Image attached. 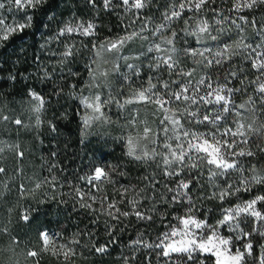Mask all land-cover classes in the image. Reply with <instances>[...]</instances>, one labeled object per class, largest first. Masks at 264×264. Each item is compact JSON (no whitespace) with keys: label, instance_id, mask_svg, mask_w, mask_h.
I'll return each mask as SVG.
<instances>
[{"label":"snow or ice","instance_id":"snow-or-ice-1","mask_svg":"<svg viewBox=\"0 0 264 264\" xmlns=\"http://www.w3.org/2000/svg\"><path fill=\"white\" fill-rule=\"evenodd\" d=\"M227 3L228 0H165L161 9L158 0H0V55L11 44L22 50L26 37L31 36L30 67L35 68L33 72H16L19 57L7 69L6 61L0 58V99L17 79L27 81L21 99L29 105L34 118L32 124L19 117L9 120L0 108V123L10 122L17 129L39 130L47 126L50 132L61 135L58 124L44 118L52 100L66 94L74 98L76 108L72 112H79L81 143L86 145L90 138L99 141L88 168L77 178L80 186H72L67 193L73 206L89 214V226L99 225L109 234L106 243L94 241L93 252L108 255L123 243L129 252L121 257L122 264H175L181 258L184 264H242L243 260L264 264V170H252V179L242 182L257 184L255 188L236 187L238 191L234 192L224 180L225 191L217 183L220 178L246 171L245 163L251 168L254 161L264 160V148L254 151L256 141L251 139L264 137V120L258 122L255 115L251 120L245 118L246 112L254 113L255 100L264 97V83L259 85V95L246 105L237 99L241 78L233 79L234 72L223 80L211 78L213 65L219 69L223 61L229 67L228 57L234 51L255 47L242 34V25L230 17L216 18V27H210L209 18L222 16L218 10ZM61 5L64 11L58 12ZM153 6L160 12L162 23L158 25ZM261 6L264 0H244L243 4L237 0L228 11ZM205 9L209 11L205 13ZM42 10L43 19L37 22L36 13ZM101 12L105 17L115 16L116 21L105 36L99 35L106 31L98 23ZM87 13H91L90 18H83ZM246 16L250 18L251 14L240 12L238 19L247 24ZM225 20L234 25L235 34L224 35L227 29L220 25ZM133 23H138L139 28L134 29ZM251 23L264 29V19L258 25L255 20ZM164 35L170 38L161 39ZM237 37L239 42L233 48ZM137 40L143 43L137 46ZM252 55H256L255 51ZM200 60L203 62L199 67L206 74L197 81L191 70ZM247 67L257 70L252 60ZM259 71L264 72V61L259 62ZM177 74L181 79L175 78ZM132 104H154L160 113L154 135L155 146L162 149L163 170L159 178L152 175L142 179L139 187L123 189L122 201L129 190L134 198L125 201L130 209L122 210L111 196L100 195L115 182L112 178L119 168L109 164L112 151L107 150L108 140L93 137L92 130L114 123L109 115L113 108L128 112L131 118L125 124L132 125L135 135L120 139L128 145V155L133 156L138 140H147L153 132L142 122L140 133L136 125L139 111H129ZM259 107L264 109V103ZM67 145L66 140L64 147ZM13 147L18 145L9 144L0 135V176L6 172L3 153ZM142 151L149 157L147 151ZM17 155L22 158L23 152ZM50 155L55 157L57 153L53 150ZM156 156L153 152L149 158ZM135 158L140 160V156ZM201 160L205 165L202 171L197 167ZM189 168L193 171L189 172ZM45 185H51L52 190L63 187L50 175L43 183L35 182L31 191ZM0 187H4L3 181ZM213 196L217 199H211ZM130 213L129 224L125 225L123 220L129 219ZM21 219L26 223L35 219L32 210L26 209ZM132 222L135 228L124 241L123 234ZM51 225L50 222L39 231L40 247L30 248L27 256L40 264L42 254L49 253L71 264L76 248H83L93 233L87 229V235L77 231L65 241ZM225 237H232L235 243Z\"/></svg>","mask_w":264,"mask_h":264},{"label":"trees","instance_id":"trees-1","mask_svg":"<svg viewBox=\"0 0 264 264\" xmlns=\"http://www.w3.org/2000/svg\"><path fill=\"white\" fill-rule=\"evenodd\" d=\"M158 5L159 8L162 9L163 0H158ZM152 10L155 17L156 14L160 16L157 6H153ZM57 11L63 12L64 6L61 5ZM218 11L222 13V16L212 17L210 23L211 27L212 25L216 27L214 24L216 18H224L227 16L226 8L223 10L220 8ZM243 12H249L251 14L250 18L247 16L245 17L249 22L247 24H243L240 20L236 22L242 25V34L247 37L249 45H254L255 47L234 51V53L228 57V60L231 61L229 67H225L223 61L219 69H215V65H213L214 71L212 72L211 78L213 81L223 80L229 77V73L234 72L235 77H232L233 79L236 77L241 78V83L238 86L239 89H241V93L237 99L240 103L247 105L250 99H254L259 95L260 61L258 56H261V53L264 52V35H261L263 29H258L256 25L251 23V20H255L258 25L260 21L264 19V6L254 7L253 9H247ZM87 15L88 16L83 18H90L91 13H87ZM100 15L101 19L98 23L103 24L106 31L99 33V35L105 36L107 31L111 30L115 25V16L105 17L103 12H101ZM42 19L43 10L36 13V21L39 22ZM133 24L132 27H134ZM36 26L37 25H34V28ZM220 27L227 29V31L224 32L225 36L235 34L234 25L227 20H225V23L220 25ZM37 38H40L39 32L37 33ZM162 38L169 39L170 37L164 35ZM31 39V36L26 37V43L22 50L18 49L16 44H11L7 52L0 55V58L6 61L4 65L6 69L13 60L19 57L20 63L15 67L16 72H24L25 69H27V72L35 71L34 67H30L32 64L31 57L33 55V50L29 47ZM237 42H239V37H237L236 41L232 42L233 48ZM184 43L186 44L187 41ZM214 50L215 49H213V51ZM252 51H255V56L252 55ZM249 60H252L256 66L257 70L255 72L247 67ZM191 71L192 75L196 72L194 69ZM27 72L24 74L26 75ZM175 78L179 80L181 76L177 74ZM24 83H27V81L22 82L17 79L4 90L3 97L0 99V108L3 109L2 114H8L7 107L11 105V103L16 102L15 100L20 98L21 95H24ZM49 93L51 94V90ZM261 103H264V97L260 100H255L254 113L246 112L245 118L251 120L252 116L255 115L258 122L264 120V115H262L264 109L259 107ZM66 104L67 102H65V106ZM152 105L154 104H132L129 106V111H139L140 119L136 121V125L140 129V133H143L142 122L146 123L153 132L147 140L142 138L138 140L133 149V156L128 155V145L122 143L120 139L129 134L135 135V133L131 131L132 125L125 124V121L131 118L128 112L113 108L109 115L114 123L110 126H101L92 130L93 137L99 136L101 140H108L107 150L113 152L119 149V151H116L115 155L110 158L109 164L118 165L122 175L114 180L115 182L107 188L106 193H101L100 195L111 196L121 205L122 210H129L130 205L125 201L134 198L133 192L129 190L124 197V201H122L121 191L123 189L129 188L130 186L139 187L142 179L152 175H156L157 178H159L163 170V160L160 158L162 149L155 146L154 135L159 121H155L151 116L152 114L149 110H152ZM54 112L56 115H59V112H57L55 108L49 107L44 119L55 120L53 116ZM117 112L119 113L118 115L116 114ZM8 123H0V133L5 130V125ZM73 127L78 128L79 135V125H73ZM33 132L34 138H32L31 143L22 138V140H18L16 143L18 148H14V152L8 151L7 154L2 157V166L6 169V172L3 176H0V181L4 182V187H0V228L4 229V231H0V264H21L19 263L20 261H26L28 264H36L33 259L27 256V252L30 248L39 249L38 233L41 229H45L49 226V224L46 223L47 220L53 221L51 227L58 231L65 241L77 231L87 235V229L93 233L90 239L84 241L85 246L83 248H76V256L70 258L71 264H122L121 257L129 252V248L122 243L119 245L118 251H112L111 254L108 255L102 256L93 252L92 247L94 241L99 239L102 243H106L109 234L99 225L89 226V214L85 210L73 206L71 199L67 196L72 186H80L77 178L88 168L92 153L81 151V149L84 148V144H81L77 148L73 147L71 143H68L67 147H64L66 140L74 141L75 137L69 136L62 129H60L61 135L50 132L47 126L39 130L35 129ZM109 137H111V139H109ZM251 139L256 141L254 151L258 152L260 148H264V137L253 136ZM90 140H95L97 143L99 142L97 139L90 138ZM53 150L57 153L55 157L50 155ZM142 150L147 151L149 157L153 152L157 153V156L154 158L145 157ZM17 152H23V157L20 158ZM136 156H140V160H137L135 158ZM53 164L55 167H52ZM244 167L246 171L233 173L230 177L226 176L220 178L217 183L225 187L223 181L227 180L228 183L233 186V189L240 187L242 190L258 187L257 184L245 185L242 182L252 179L253 169H255L256 172L264 170V160H259V162L254 161L251 168L245 163ZM61 169H63V171H61ZM50 175L56 177L59 183L63 184V187L61 188L58 186L52 190L51 185H45V189L31 191L35 182L43 183L44 179L48 178ZM125 181H127V183H125ZM201 184L203 185V181H201ZM45 190L46 193L51 195H45ZM51 197H56V199L53 200ZM61 200H63V202H61ZM39 201H44V203L41 204ZM49 202L54 206L51 211L45 215ZM104 207L106 208L107 205L105 204ZM26 209H31L32 215L35 217V219L27 223L21 219ZM37 214H39L38 218ZM130 217L131 213L129 219L123 220L125 225L129 224ZM133 228H135V222H132L128 228V232L123 234L124 241L128 240V236L131 234ZM155 231V228L152 229L153 235ZM119 235L120 234H118L117 239ZM16 241H19V243H16ZM263 242L264 240L261 241L262 246ZM109 247L111 248L113 245H109ZM57 251H59V249H57ZM133 255H136V253H133ZM40 264H64V261L61 260L59 256L53 257L49 253H43L40 258ZM243 264H249V261L245 260Z\"/></svg>","mask_w":264,"mask_h":264},{"label":"rangeland","instance_id":"rangeland-1","mask_svg":"<svg viewBox=\"0 0 264 264\" xmlns=\"http://www.w3.org/2000/svg\"><path fill=\"white\" fill-rule=\"evenodd\" d=\"M237 3V0H228V3L226 5H221L220 8L223 9H227V16L226 17H230L231 20H234V21H238L239 22V15H240V12H243L247 9H244V8H240L238 9L237 12L233 13V12H230L228 11V9L232 8L233 5H235ZM239 3L240 4H243L244 3V0H239ZM165 6V0H163V5H162V8ZM118 7V6H117ZM207 11H209V9H205V13H207ZM159 15L156 14V17L157 18H160V16L158 17ZM155 17V16H154ZM155 17V18H156ZM155 19V24L158 25L160 23H162V21L160 19ZM212 18V17H211ZM211 18H209V25L211 23ZM133 28L134 29H138L139 28V24L138 23H134L133 24ZM154 26V25H153ZM211 27V25H210ZM213 27V25H212ZM264 31V29H263ZM161 39H163L161 37ZM143 42L140 41V40H137L136 41V45L139 46L140 44H142ZM215 51V50H214ZM259 58V61H264V56H258ZM203 61L200 60L198 62V66L196 68H194V70L196 71L195 74L193 75L194 79L195 80H199L200 77L202 75H205L206 72L204 71H201L200 67H199V63H202ZM205 70H207V65L204 66ZM260 80H259V84L261 83H264V72H261L260 71V76H259ZM224 87H227V86H224ZM23 95L20 96V98H18L17 100H15L16 102L14 103H11V105H9L7 108V112L8 114H6L8 117H9V120H11L12 118H15V117H19L21 120H24L27 124H32L34 122V118H33V114L30 110V107L27 103H24L22 101V98ZM150 113L152 114V118H154L155 121H158V117L160 115L159 112H157L155 110V106L152 105V110H149ZM35 128L33 127H24V128H20V129H17L12 123H8L5 125V130L3 132L0 133V135H3L4 139L9 143V144H12V145H16V143L18 142V140H22V138L26 139L27 142L31 143L32 142V138H34V131ZM16 147H13L12 148V152L15 151ZM7 150L4 151L3 155L7 154ZM226 239H231L233 243H235V240L232 238V237H225ZM263 246H264V242H263ZM245 262V260L242 261V264ZM19 263L21 264H28L26 261H20ZM31 264V263H30ZM175 264H184V261L183 259H177Z\"/></svg>","mask_w":264,"mask_h":264},{"label":"clouds","instance_id":"clouds-1","mask_svg":"<svg viewBox=\"0 0 264 264\" xmlns=\"http://www.w3.org/2000/svg\"><path fill=\"white\" fill-rule=\"evenodd\" d=\"M81 74L83 75V70H81ZM64 93H67V89L64 90ZM65 102H67L66 106H65ZM49 107L55 108L56 111L59 112V115H56V113L54 112L53 116L55 117V120L48 119L47 122L48 123H56V124H58L59 130L62 129L69 136L75 137L74 141H67V144L71 143L73 147H77L78 148L82 143H81L80 137L78 135V128H74L73 127V125H78L77 116L79 115L78 111L75 114L72 112V109L76 108V105L74 103V98L70 97V96H67L66 94L65 95H61V98H59V99H55L54 98L52 100L51 104L47 106V109ZM52 133H55V132H52ZM81 151L95 153V152L98 151V143L95 140H90L86 145H84V148L81 149ZM116 151H119V149L114 150L112 152V156L115 155ZM245 151H247V149H245ZM193 159H195V158H193ZM256 159H258V157ZM197 167L201 171L203 170V168L205 167L203 160H201L199 162ZM111 168H118V165L112 164ZM253 170H255V169H253ZM188 171L192 172L193 169L189 168ZM121 175H122V173L120 171H117L112 179L115 180L117 177H119ZM201 186H203V185L201 184ZM220 187H221V190H225L226 191V189L223 186H220ZM41 189H45V186H42ZM233 191L235 192V191H238V190L237 189H233ZM44 194L45 195H51L49 193H46V190L44 191ZM211 199L216 200L217 197L213 196V197H211ZM39 203L43 204L44 201H39ZM53 206L54 205L51 202L48 203L47 212H45V215H47L48 212L51 211ZM38 217H39V214H37V218ZM50 222H51V224L53 223V221H51V220H47L46 221L47 224H49Z\"/></svg>","mask_w":264,"mask_h":264}]
</instances>
